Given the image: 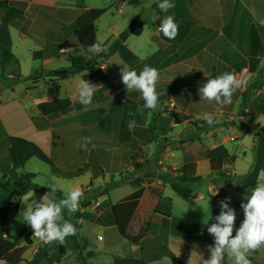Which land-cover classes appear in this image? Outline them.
<instances>
[{
    "label": "crops",
    "instance_id": "obj_1",
    "mask_svg": "<svg viewBox=\"0 0 264 264\" xmlns=\"http://www.w3.org/2000/svg\"><path fill=\"white\" fill-rule=\"evenodd\" d=\"M8 1L21 7L23 15L9 25L12 40L11 50L14 58L8 62L5 70L7 72H18L22 76H30L40 72L44 75L41 76L35 86L29 79L20 81L14 85L13 89L0 91V174H10L11 171V162L7 151L9 136H20L40 147L52 159V164H47L48 168H44L33 162L35 157H31L18 171L33 172L35 174L34 182L42 174H45L48 183H54L55 187L61 191L63 197H65L67 191H65L66 188L62 184V180L66 181L77 176L80 177V179L73 181V188L79 186L84 191L79 203V211L87 210L96 214H107L112 204L141 187L143 189L142 196L130 224L136 221L135 230L147 222L149 227L138 244H132L119 235L116 238V243L124 245L127 249L118 251L110 240L111 238H107V233L105 232L106 234L103 236L100 234L96 235V239L101 241V244L96 246L89 239L88 233L89 228L92 225H96V223L84 219L77 220L78 239H84L87 249H92L91 256H105L110 261L109 264H112L111 257L113 255L141 257L147 264H203V260H207L210 256L209 247L214 243L213 237L207 232V225L205 224L208 216L207 201L212 215V219L208 220L210 224L214 220L215 212L220 210L219 201L225 197H231L230 206L235 209V227H238L243 219V210L240 204L244 194L250 190L251 185L254 184L253 186H255L257 183L264 182V132L259 133L264 127V111L261 115L238 116L234 119L235 124L228 127L218 125L206 131L202 130L199 133V138L195 141L183 140L192 133L187 132L186 136H179L176 140L174 139L176 142L175 147L168 146L166 153L161 154L162 158L155 164V173H152V168L147 171L150 169L148 168L150 163H148L131 180L128 177L124 181L115 182L114 179L116 177L122 178L123 176L121 173L123 171L122 164L114 161L112 150L107 145L97 147L96 138L101 131L110 130L112 122L121 120L123 121L122 124L125 125L126 122L128 124L129 120L134 119L136 126L132 131H129L126 124L127 137L123 143L131 145L135 141L137 144L139 136L136 134V129L141 126L138 124L140 123L139 120H141V113L137 99L126 95L114 100L113 97H109L114 87L122 84L121 75L114 74L111 69L110 60L112 57H109L98 67L106 74V78L92 83L95 85V93L93 102L90 105L83 106L77 102L70 101L71 106L67 111L47 115H42L37 108L38 102L73 96L81 75L89 71L86 69L81 73L63 79L53 74L45 75L44 73L48 70L62 68L64 65L69 64L67 60L70 56L81 51L84 53L82 49L78 48L77 43L71 47L69 39L71 36L74 38L75 17L82 10L92 6L86 4L85 0ZM237 2L242 5L240 0H232V5L235 3L237 6ZM222 4H225V2H222ZM174 5L170 10L171 13H166L189 21L191 25L188 34L179 43H169L160 38L158 27L155 26L153 28L155 33H151V30L147 28V25H152V20L150 24L144 23V28L143 22L137 21V25L122 38L125 40L126 45L139 57V61L146 53V50L149 49L146 41L150 40V38L154 43L157 42V44L165 47L167 45H175L179 51L184 49L183 56L185 58H189L186 54L201 50V47H204L207 43V48L214 47L212 42L218 39L219 36L218 34L207 33V27L203 21L204 1L174 0ZM101 7H105L106 11L108 10V6ZM259 8L260 6L258 5L254 6L255 12L252 14L253 22L250 28L256 23L264 28L263 19L258 17L256 13ZM221 15L224 18L223 11ZM100 17L95 22L96 38L100 41V31L101 38L105 42L109 39V36H114L117 28L121 26L111 20L101 24L99 28ZM122 31L119 32L117 37H120ZM139 31H143V33H139ZM136 33H139L138 36L140 35L141 38L142 35L146 37V40L143 39L144 42L141 43L139 41L135 42V38L140 39L136 36ZM225 35L230 36L228 34ZM258 36L255 32L253 35L254 40L258 39ZM14 37L22 46L20 56H17L13 51ZM49 42H60L62 47L58 50V54H48L45 48ZM76 49V53H71ZM62 62L64 63L61 64ZM120 63L122 67L127 65L122 60ZM60 93H63L62 97H60ZM130 112L132 115H129ZM229 117L233 118L232 115ZM148 122L149 120H147ZM151 122H153L152 116ZM170 133L174 135V133H179V130L174 128ZM81 137L90 138L91 142L88 144V150H83L80 147ZM224 155L235 156L233 163L224 164L222 170L233 176L236 187L222 184L218 174L212 173L213 182L195 185L192 195L183 199L170 188L167 182L158 177L160 170L163 171L166 167L178 168L185 161L195 162L196 174L205 176L211 172L209 157ZM238 161H243L246 165L244 164V167L238 168ZM161 163L166 166H159ZM102 166L105 171H102ZM116 168H118L117 173L113 171ZM124 169L130 172L132 170V162L125 165ZM111 181L115 182L116 185L105 191L103 186ZM12 185L17 187L20 183L13 180ZM100 186L103 187L102 190L97 194L94 193L93 189ZM28 192L13 200L14 207L17 208L20 205V199ZM33 193H35L34 198L37 201L43 195L35 191ZM157 193L170 196L172 199V212L167 218L153 215ZM9 202L8 197L0 191V238L16 240L10 237L11 231L8 227L12 223V219H8L7 214ZM88 202L89 205L86 209L81 207V204ZM86 224L88 226L85 229V233L82 234ZM235 227L233 235L235 234ZM25 228L28 230V227L24 225L21 231L24 232ZM113 228L115 227L108 226L104 229L106 231ZM131 229L129 231H133ZM18 245L23 244L18 243ZM59 246L62 245L58 244L57 247H52L51 249L50 258L52 261L55 258V252L61 253ZM249 259L251 264H264V247L250 253ZM43 262L46 263V260L42 259ZM222 264H232L227 254H225Z\"/></svg>",
    "mask_w": 264,
    "mask_h": 264
},
{
    "label": "rangeland",
    "instance_id": "obj_2",
    "mask_svg": "<svg viewBox=\"0 0 264 264\" xmlns=\"http://www.w3.org/2000/svg\"><path fill=\"white\" fill-rule=\"evenodd\" d=\"M85 1L86 4L92 7L108 6L106 13L99 19V28L101 24L111 20L121 26L117 28L114 36H109V39L104 42L105 44H109L114 38H119L117 37L119 32L131 21L136 20L141 23L143 22L142 25L144 28L145 24H150L152 17L155 15V11L151 7V2L153 0H124L122 2L121 0ZM203 1L205 3L203 21L204 25L206 24L207 33H214L219 36L218 39L212 42L214 47L207 48V43L204 46L206 48L201 47L199 51L196 50L194 53L186 54L189 58H185L183 56L184 49L179 51L178 47L175 45H167L165 47L164 45L157 44V42L154 43L150 38V40L146 41L149 49L146 50V53L141 57L140 61L135 66L131 67L139 71L147 64L155 67L159 71V79L156 84V91L159 94L158 108L155 110L139 109L141 120H139L140 123L138 124L141 126L136 129V134L139 136L138 143L136 144L135 141H133L131 145L123 143L127 137V122L123 125V121L121 120L112 122V128L110 130L101 131L100 133L102 134L98 133L96 138L97 147H104L107 145L112 150L114 161L118 164H122L121 167L123 171L121 173L123 177H116L114 179L115 182L128 179L129 171L124 168L125 165L130 164L132 161L143 163L144 166L150 163V165H148L150 169L147 171H150L152 168V173H155V164L162 158L161 154L166 153V148L168 146H176L174 139L176 140L179 136H186L185 134L187 132L200 133V130H196L194 126V123L198 126L204 123L202 119H196L199 114L205 112L212 113L216 122L228 127L235 124L234 119L238 116L252 114L261 115L264 111V28L257 23L250 28L253 22L252 14L255 12L254 6L256 5L260 6V8L256 10L257 16L263 19L262 21L264 22V0H240L242 1V5H240V2H237V6L235 3L232 5V0ZM222 2H225V4H222ZM170 10L171 9H169L167 13H171ZM221 10L223 11L224 18H222ZM147 28L151 30V33H155V29H153L155 26L150 24L147 25ZM141 32L143 33V31H139V33ZM255 32L260 38L258 36V39L254 40L253 35ZM100 33L99 31V40H102ZM139 33H136V36L140 39L138 40V38H135L137 40L134 39V41H139V43L144 42L143 39L146 40V37L142 35L141 38L140 35L138 36ZM225 34L230 36L228 37ZM69 41L71 47L73 44H76L75 38L72 36ZM123 41L125 43V40ZM77 45L79 46L78 48L82 49L78 43ZM21 48L22 46L17 42L16 37H14L13 51L17 56L21 55ZM76 52L77 49L73 50L71 53ZM80 53L83 52L81 51ZM110 57H112L110 60L112 71L114 74L121 75L120 69L122 66L119 56L113 54ZM63 63L64 62L61 64ZM58 69H64V67ZM50 71L52 70H48L47 72L49 73ZM225 71H234L238 79L247 81L246 86L242 85V87L233 94L232 104L217 106L214 101H208L204 99L202 95L199 96V86L206 82V76L208 74L215 75ZM60 95V97H62L63 93H60ZM125 95L137 99L140 106L143 104L142 102H144L139 91H128L123 83L118 87H114L109 97H113L114 100L118 97H124ZM153 113L157 114V117L155 121L151 122ZM228 115H232L233 118H230ZM147 120H149L148 123ZM174 128H177L179 133H174V135L170 133ZM263 132L264 129L259 131V133ZM33 162H36L44 168H48L47 164L41 162L37 158H34ZM244 164L246 165L245 162L238 161V168L244 167ZM163 165L164 163H161L159 166ZM165 166L166 165H164V167ZM101 168L102 171H105L103 166ZM113 171L117 173L118 168ZM78 179H80V177L77 176L76 178H71L66 181L62 180V184H64L66 188L65 191H71L70 189H72L74 185L73 181ZM35 182L41 185L48 183V180L46 175L42 174ZM103 187H96L93 189V192L97 194ZM31 199H33V197L29 198V200ZM24 208L25 204L22 202L17 208L14 207L13 203L11 204L9 202L8 204V219H12V223L8 226L11 231L10 237L16 239L17 243L21 244H24L25 238L30 241L28 249L22 255L23 259L19 261L18 264H24L25 260H30L34 252L44 246L57 247V245L60 244L57 241H53L51 244L41 242L39 237L34 234L33 229L18 218L19 213ZM79 209L80 205L77 211H79ZM65 214L67 215L65 219H73L74 213L69 215L67 210H65ZM136 224V221H133L128 227V232L130 234L137 232L138 229H134ZM24 225L28 227L29 231L27 228H25L24 232L21 231ZM144 225L139 226V228H142ZM87 226L88 224L83 228L82 234L85 233ZM106 227L108 226L92 225L88 232L89 239L97 246L101 244V241L96 239V235L100 234L103 236L107 233V238H111L110 240L114 243L118 251L127 249L124 245L116 243V238L119 236L117 230L113 228L105 231L104 228ZM130 228H132L131 230L133 231H129ZM61 245L66 255L65 253L61 254L55 252V258L52 262L46 261V263H42L41 260L39 264H109L110 262L105 256H91L93 251L92 249H87L86 243L82 238L78 239L77 237V246H75L68 236ZM88 252L91 255H88ZM82 258H85V261H82ZM0 264L7 263L0 260Z\"/></svg>",
    "mask_w": 264,
    "mask_h": 264
},
{
    "label": "trees",
    "instance_id": "obj_3",
    "mask_svg": "<svg viewBox=\"0 0 264 264\" xmlns=\"http://www.w3.org/2000/svg\"><path fill=\"white\" fill-rule=\"evenodd\" d=\"M124 0H121V2ZM151 7L155 11V21H151L152 25L159 28L160 19L164 15H169L166 12H161L157 8L154 0L151 2ZM106 11L105 7H91L82 10L74 19V31L73 36L76 43H78L84 53L74 54L68 58V62L71 65L69 68L64 67V71L58 74H53L52 71L44 72L45 75H56L58 78H68L74 74H78L88 69L87 75L83 78L90 82H98L104 80L105 73L98 67L104 63L111 55L117 53L120 59L128 66H134L139 62V57L124 43L121 38L125 36L133 27L137 25V21H131L125 30L121 33L120 38H114L109 44L108 52L101 54H94L88 51L91 44L97 42L96 38V20ZM23 10L21 7L10 3L8 0H0V85L3 89H13L14 85L21 81L23 77L18 72H7L5 70L9 61L14 58L12 53V40L9 32V25L15 20L21 18ZM174 19L178 22V34L175 39L169 40L159 32V36L162 40L169 43H179L183 41L189 32L191 23L184 19L174 16ZM60 42L47 43L46 51L48 54L56 55L61 48ZM42 72L32 74L28 76V79L32 81L35 86L41 76ZM244 96V94H243ZM144 103V102H142ZM71 106V102L67 98H55L49 101H42L37 103V108L42 115H47L55 112L67 111ZM157 115H152V120L156 119ZM223 123V122H222ZM222 125L220 123H214L208 125L206 122L201 125L194 123L196 130L206 131L215 126ZM150 126V125H149ZM264 129V128H263ZM262 129V130H263ZM197 133H190L183 140L195 141L198 139ZM259 135V134H258ZM254 149V148H253ZM8 157L11 162L10 174H0V191L5 194L10 203H13L14 199H17L24 195L26 192L32 190L39 194H45L49 191V188L45 185H40L33 181L35 174L33 172H19L18 169L24 166L25 162L35 157L43 163L52 164V159L35 143L20 136H9ZM235 160L234 155H224L219 157H209L210 174L202 176L195 172V162L185 161L178 168H165L160 171L158 177L167 182L170 188L181 198L186 199L193 193L194 186L200 183L213 182L212 173H217L219 180L222 184L230 187H236L234 184L233 176L222 170L224 164H231ZM145 167L143 163L132 161V170L129 173V179L135 177V175ZM123 177V176H122ZM13 180L20 183L19 186L14 187ZM55 186L54 183H50ZM115 182H109L104 186V190L107 191L114 187ZM254 185V184H253ZM251 185L250 189L253 187ZM55 199L59 200L64 198L61 191L56 188ZM143 189L138 187L134 192L115 202L110 206V211L107 214H96L87 210L77 211L73 214V219L70 220L77 228V232L73 236H69L70 240L77 246L78 232V219H84L86 221L94 222L101 226H114L120 236L127 239L132 244H138L144 233L148 230L149 223L147 222L142 228H138L136 233L130 234L128 227L136 212L137 205L142 196ZM89 202L81 204L82 208L88 207ZM172 212V199L170 196L157 193V201L153 209V215L161 217H169ZM219 213V210L215 212V215ZM64 218L67 217L65 211L63 213ZM30 241L25 238L23 245H18L16 240H9L7 238H0V260L7 264H18L23 259V253L28 249ZM51 246H44L36 250L30 260H25L24 264H39L42 259L47 262H52L50 258ZM60 252L64 253L63 246H59ZM90 253L88 252V255ZM91 255V254H90ZM85 261V258H82ZM112 264H147L141 257L132 256H116L111 257Z\"/></svg>",
    "mask_w": 264,
    "mask_h": 264
},
{
    "label": "clouds",
    "instance_id": "obj_4",
    "mask_svg": "<svg viewBox=\"0 0 264 264\" xmlns=\"http://www.w3.org/2000/svg\"><path fill=\"white\" fill-rule=\"evenodd\" d=\"M157 8L161 12H167L173 8L174 0H154ZM158 17L153 16L155 21ZM159 32L169 40L175 39L178 34V22L174 15H164L159 17ZM109 45H105L103 40L91 44L88 48L90 53L101 54L108 52ZM158 50V49H156ZM71 67L70 64L64 65ZM121 81L128 91L137 90L141 93L144 103L140 106L143 109H157L159 104V94L156 91V84L159 79V71L155 67L144 65L137 71L127 65L120 69ZM83 73L76 85V92L73 96L67 97L72 102H77L83 106H88L93 102L95 85L83 77ZM206 82L199 86V96L208 101H214L217 106L230 105L233 103V94L247 81L237 78L234 71H225L219 74H208ZM129 115H132L130 112ZM196 119H202L208 125L216 121L212 113L199 114ZM128 129L132 131L136 126V121H128ZM91 142L89 137H81L80 147L88 150ZM94 146V145H93ZM49 191L43 194L37 201L31 190L23 199L25 208L19 213V219L29 225L43 242L51 244L57 241L63 244L65 238L73 236L77 232L74 224L64 218V211L69 215L75 213L79 208V203L84 195L81 187L76 186L65 194L62 199H55L56 187L50 183H44ZM216 194V191H215ZM30 197L33 199L29 200ZM231 197H225L219 201V213L215 215L212 223L210 207L208 205V216L205 224L207 232L212 235L214 243L209 247L210 256L203 260V264H222L225 254H227L232 264H251L249 254L264 247V182L257 183L250 190L246 191L240 207L243 210V219L238 227H235L236 212L230 206ZM235 227V234L233 235Z\"/></svg>",
    "mask_w": 264,
    "mask_h": 264
},
{
    "label": "water",
    "instance_id": "obj_5",
    "mask_svg": "<svg viewBox=\"0 0 264 264\" xmlns=\"http://www.w3.org/2000/svg\"><path fill=\"white\" fill-rule=\"evenodd\" d=\"M120 38V37H119ZM121 40H123V38H121ZM61 71H64V69H55V70H52L53 74H58L59 72ZM26 79H28V76H23L21 78V81H25ZM1 85H0V90H1Z\"/></svg>",
    "mask_w": 264,
    "mask_h": 264
},
{
    "label": "built area",
    "instance_id": "obj_6",
    "mask_svg": "<svg viewBox=\"0 0 264 264\" xmlns=\"http://www.w3.org/2000/svg\"><path fill=\"white\" fill-rule=\"evenodd\" d=\"M33 232H34V230H33ZM35 234V233H34ZM36 235V234H35ZM40 239V238H39ZM41 240V239H40ZM41 242H43L42 240H41ZM43 243H45V242H43Z\"/></svg>",
    "mask_w": 264,
    "mask_h": 264
}]
</instances>
